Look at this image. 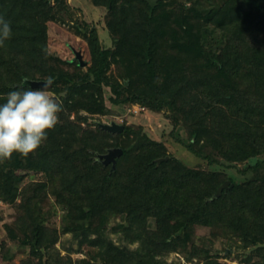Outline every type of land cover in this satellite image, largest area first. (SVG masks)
<instances>
[{
  "label": "trees",
  "instance_id": "obj_1",
  "mask_svg": "<svg viewBox=\"0 0 264 264\" xmlns=\"http://www.w3.org/2000/svg\"><path fill=\"white\" fill-rule=\"evenodd\" d=\"M89 1L106 9L112 46L102 44L95 24L76 25L92 77H54L52 86L65 82L60 122L37 150L0 162V199L20 196L17 228L29 246L26 258L1 264H162L159 255L193 240L194 225L209 227L214 237L236 236L259 256L243 259L264 264V0H193L182 12L177 0ZM63 7L59 0H0V16L12 29L0 47V104L25 77L51 72L48 21L67 20ZM210 27L218 31L207 36ZM104 87L113 104L168 110L187 132V141L176 140L211 167L186 166L163 142L124 123L109 138L112 132L88 122L106 112ZM110 146L122 148L113 170L97 158ZM231 166L244 178L225 171ZM28 171L43 179L19 189ZM226 179L228 187L213 197ZM49 194L62 210L59 230L46 222V212H55L43 209ZM113 213L125 214L120 225L135 248L108 237L104 222ZM64 232L93 250L76 259L58 251L47 256Z\"/></svg>",
  "mask_w": 264,
  "mask_h": 264
},
{
  "label": "rangeland",
  "instance_id": "obj_2",
  "mask_svg": "<svg viewBox=\"0 0 264 264\" xmlns=\"http://www.w3.org/2000/svg\"><path fill=\"white\" fill-rule=\"evenodd\" d=\"M192 1L177 0V12H182ZM201 1L205 4L209 2V0ZM59 3L64 6L63 9L65 8L62 11H64L67 20L64 22L58 20L48 21V49L52 68L51 72L42 78L51 76L54 79L58 74H69L75 80L85 72L87 76L92 77L91 73L87 71L89 60L87 44L85 39L76 32V25L81 26L84 21L95 24L102 44L104 46H112V37L104 25L106 9L95 7L89 0H59ZM217 31L218 28L210 27L206 33L207 36H211L212 33ZM225 43L222 46H226ZM111 69L116 70V66L112 64ZM125 83H128V79H125ZM64 87L65 82L60 78L47 91L59 96ZM109 94V89L104 87L106 112L91 115L88 118V122L97 120L109 122L115 120L130 125L134 129L139 128L150 137L163 142L167 152L178 158L186 166L204 169L211 167L206 159L197 157L188 151L183 143L176 140V137H178L187 141V132L183 125L173 124L168 110H153L138 103L113 104L109 100ZM80 112L86 113L85 111ZM73 116L71 114V117ZM82 124L85 125V122ZM109 138H115V134H109ZM214 167L224 169L218 164ZM237 167H242V164H238ZM237 167H226L225 171L237 180H241L244 177ZM39 179H43V175L40 172L28 171L25 173L19 189H22L27 182ZM20 199V196H18L13 203L0 199V264L7 261L19 262L29 255V246L21 240L22 234L17 228L19 210L16 205L20 202ZM52 208L55 209V212L51 211L52 214L46 212V222L49 225L56 226L59 230L62 210L55 203L54 196L49 194L43 204V209L44 211H50ZM125 222V214L113 213L104 222L105 231L115 244L135 248L138 242L129 241L123 231L122 226L124 225H120L125 224ZM172 223L175 226L178 225V221H173ZM149 225L152 226L153 222L150 221ZM6 226L12 227L18 236H10ZM192 235L193 240L189 241L185 248L168 250L164 254L159 255L163 262L162 264H210L211 259H216L222 264H251V261H245L243 258L248 257L250 254L254 255L252 260L259 258L253 252V246L243 247L242 241L236 236L219 235L214 237L207 226L194 225L192 227ZM205 248L208 249V256L202 251ZM49 250L50 253L47 252V256L49 254L54 256L58 251L60 255L69 253L73 259H76L87 256L93 249L84 244L80 245L78 237H75L71 232H64L59 233L57 240ZM191 251L197 253L190 257Z\"/></svg>",
  "mask_w": 264,
  "mask_h": 264
},
{
  "label": "clouds",
  "instance_id": "obj_3",
  "mask_svg": "<svg viewBox=\"0 0 264 264\" xmlns=\"http://www.w3.org/2000/svg\"><path fill=\"white\" fill-rule=\"evenodd\" d=\"M12 36L10 23L0 16V47ZM53 78L47 77L42 87L32 88L27 78L6 94L0 104V162L13 153L27 156L47 139V132L60 122L62 102L47 91Z\"/></svg>",
  "mask_w": 264,
  "mask_h": 264
},
{
  "label": "water",
  "instance_id": "obj_4",
  "mask_svg": "<svg viewBox=\"0 0 264 264\" xmlns=\"http://www.w3.org/2000/svg\"><path fill=\"white\" fill-rule=\"evenodd\" d=\"M151 5H154L156 3V0H147ZM27 78V77H25ZM23 79V82L25 80ZM46 78H27V84L30 85L32 88H39L42 87L44 81ZM52 86V85H51ZM50 86V87H51ZM49 87V88H50ZM96 123L104 130H107L112 133H118L124 128V124L117 122L115 120H111L109 122H103L97 120ZM122 152V148L120 146H110L106 149L105 152L97 153V158L100 159L104 164L111 163V170L115 168L116 165V157H118ZM162 158H168V156L162 157ZM162 158H158V160H161ZM230 183V179L224 180L216 189L215 194L213 197L218 196L221 193V190L224 187H228ZM232 185V183L230 184Z\"/></svg>",
  "mask_w": 264,
  "mask_h": 264
}]
</instances>
